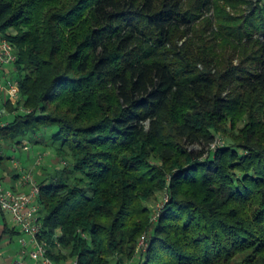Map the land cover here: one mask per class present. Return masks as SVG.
I'll use <instances>...</instances> for the list:
<instances>
[{"label": "trees", "instance_id": "obj_1", "mask_svg": "<svg viewBox=\"0 0 264 264\" xmlns=\"http://www.w3.org/2000/svg\"><path fill=\"white\" fill-rule=\"evenodd\" d=\"M0 38L52 260L264 264V0H0Z\"/></svg>", "mask_w": 264, "mask_h": 264}, {"label": "built area", "instance_id": "obj_2", "mask_svg": "<svg viewBox=\"0 0 264 264\" xmlns=\"http://www.w3.org/2000/svg\"><path fill=\"white\" fill-rule=\"evenodd\" d=\"M17 61L18 56L14 46L7 39L0 38V67L14 66ZM0 94L4 96V100L7 99L13 104L18 102L20 96L19 83L10 74H6L4 80L0 79ZM0 125L4 126L5 123L1 122ZM22 178L23 182L30 188L27 193H18L6 188L0 178V209L10 213L14 224L21 229L22 233L31 237L35 250L30 252V257L41 260L42 264H59L48 256L46 244L39 239L43 228L39 204L41 186L32 172H24ZM23 244L26 245L25 241ZM147 245V238L144 236L140 247ZM14 264L27 263L16 261ZM73 264H78V262L75 261Z\"/></svg>", "mask_w": 264, "mask_h": 264}, {"label": "crops", "instance_id": "obj_3", "mask_svg": "<svg viewBox=\"0 0 264 264\" xmlns=\"http://www.w3.org/2000/svg\"><path fill=\"white\" fill-rule=\"evenodd\" d=\"M12 69V66L0 67V79L4 80L6 74L11 75ZM0 100L5 101L2 94H0ZM37 149L39 150V147L30 146L29 149L24 150L31 153L33 150L37 151ZM36 156L31 154L30 160L31 158L35 159ZM11 162L12 160H5L0 165V178L4 186L18 193L29 192V186L23 182V175L18 177L19 174H16L10 166ZM26 168L28 169V167ZM23 241L26 245L23 244ZM34 250L35 247L32 244L31 237L22 233L21 229L14 224L10 213L0 209V264H14L16 261H24L27 264H42L41 260L30 257V252Z\"/></svg>", "mask_w": 264, "mask_h": 264}, {"label": "rangeland", "instance_id": "obj_4", "mask_svg": "<svg viewBox=\"0 0 264 264\" xmlns=\"http://www.w3.org/2000/svg\"><path fill=\"white\" fill-rule=\"evenodd\" d=\"M5 102L3 100H0V120L4 121V122H10L13 120L14 115L10 114L7 109H5L4 107ZM36 146H34L35 148ZM6 154L9 158L12 159L11 162V167L13 169V171L16 174H21L23 175L24 172H32L33 175L35 176V178H40L41 176L43 177L44 175H46L47 171L49 173V171H52V168L54 165H57L59 160L56 159V157H54L52 154H49L50 151L48 150H44L43 147H40V149L37 151H32L31 153L27 152L24 150V148L19 147L18 149H6ZM37 153V154H35ZM51 153V152H50ZM30 154V155H29ZM32 155H37L36 158L30 160V156ZM28 167V169L26 168ZM30 167H32L30 169ZM26 170V171H25ZM38 173V174H37ZM163 204L161 203V200L156 202L153 205V210H154V215H153V222L156 223L158 218H159V214L161 211ZM142 247V248H146ZM146 250V249H143ZM140 253L142 252V250H139ZM139 259V257L137 258V260ZM137 260L131 262L130 264H138ZM59 264H64V263H59Z\"/></svg>", "mask_w": 264, "mask_h": 264}]
</instances>
